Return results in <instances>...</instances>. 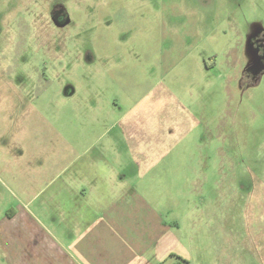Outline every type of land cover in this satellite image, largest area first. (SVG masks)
I'll return each mask as SVG.
<instances>
[{
  "label": "rangeland",
  "instance_id": "374dc122",
  "mask_svg": "<svg viewBox=\"0 0 264 264\" xmlns=\"http://www.w3.org/2000/svg\"><path fill=\"white\" fill-rule=\"evenodd\" d=\"M87 146L142 153L172 264H264V0H0V212Z\"/></svg>",
  "mask_w": 264,
  "mask_h": 264
},
{
  "label": "crops",
  "instance_id": "0c3cea01",
  "mask_svg": "<svg viewBox=\"0 0 264 264\" xmlns=\"http://www.w3.org/2000/svg\"><path fill=\"white\" fill-rule=\"evenodd\" d=\"M125 134L120 136L130 138ZM90 148L55 166L36 189L21 188L17 203L4 206L0 239L17 240L13 246L9 239L6 249L22 254L23 264L174 263L179 256L167 241L172 227L138 190L139 166L118 158L142 153L119 146ZM108 152L118 160L108 159Z\"/></svg>",
  "mask_w": 264,
  "mask_h": 264
},
{
  "label": "water",
  "instance_id": "95a60500",
  "mask_svg": "<svg viewBox=\"0 0 264 264\" xmlns=\"http://www.w3.org/2000/svg\"><path fill=\"white\" fill-rule=\"evenodd\" d=\"M252 65H253V67H254L257 71L262 69V66H261L258 62H255V61H254V62L252 63ZM64 93L67 95V94H71L72 91L69 90V89L64 88Z\"/></svg>",
  "mask_w": 264,
  "mask_h": 264
},
{
  "label": "flooded vegetation",
  "instance_id": "af4514ba",
  "mask_svg": "<svg viewBox=\"0 0 264 264\" xmlns=\"http://www.w3.org/2000/svg\"><path fill=\"white\" fill-rule=\"evenodd\" d=\"M49 13H50V16L53 17V18L58 17V13H53V12L50 11V10H49ZM244 78H245V76H243V75L241 76V78L239 77V82H240V83H243Z\"/></svg>",
  "mask_w": 264,
  "mask_h": 264
}]
</instances>
